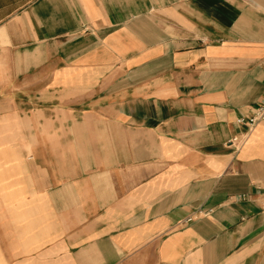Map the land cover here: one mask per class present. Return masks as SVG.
Listing matches in <instances>:
<instances>
[{
    "label": "crops",
    "instance_id": "obj_1",
    "mask_svg": "<svg viewBox=\"0 0 264 264\" xmlns=\"http://www.w3.org/2000/svg\"><path fill=\"white\" fill-rule=\"evenodd\" d=\"M264 0H0V264H264Z\"/></svg>",
    "mask_w": 264,
    "mask_h": 264
},
{
    "label": "built area",
    "instance_id": "obj_2",
    "mask_svg": "<svg viewBox=\"0 0 264 264\" xmlns=\"http://www.w3.org/2000/svg\"><path fill=\"white\" fill-rule=\"evenodd\" d=\"M264 119V100L252 108V112L247 117H241L237 119L239 124H243L246 127V131L243 135L234 136L228 141L229 146L238 148L244 142L247 137L248 131L260 120Z\"/></svg>",
    "mask_w": 264,
    "mask_h": 264
}]
</instances>
